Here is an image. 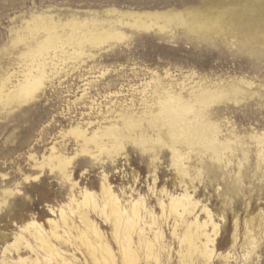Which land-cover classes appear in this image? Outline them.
Returning <instances> with one entry per match:
<instances>
[{
	"label": "rangeland",
	"instance_id": "rangeland-1",
	"mask_svg": "<svg viewBox=\"0 0 264 264\" xmlns=\"http://www.w3.org/2000/svg\"><path fill=\"white\" fill-rule=\"evenodd\" d=\"M216 5L232 6L0 0V264H264V28L243 16L208 31L174 20L138 29L127 17L173 18ZM119 13L128 14L125 25ZM51 16L125 37L38 48L48 34L36 30L39 17ZM42 62L44 85L16 106L14 87ZM171 98L193 110L173 126L187 174L163 142ZM182 194L196 207L180 219L170 199ZM135 203L140 220L129 241ZM113 208L125 220L120 228ZM205 222L214 240L208 255L203 239H185ZM36 230L58 252L42 249Z\"/></svg>",
	"mask_w": 264,
	"mask_h": 264
},
{
	"label": "bare ground",
	"instance_id": "bare-ground-1",
	"mask_svg": "<svg viewBox=\"0 0 264 264\" xmlns=\"http://www.w3.org/2000/svg\"><path fill=\"white\" fill-rule=\"evenodd\" d=\"M231 7L224 6L223 8L216 5L212 8H205V9H198V10H187L184 13H174V17H170L169 15L163 14H155L150 16V19L147 21L144 20L142 15H129L119 13V23L125 25L123 22L122 17H129L128 19H132L134 23L132 24L133 27L136 28H147L150 23H157L159 25L160 21L165 23H171L173 20L176 21L179 25L186 27L189 31H196L197 29H202L205 31L211 30L212 27L216 25H223L226 22V18H241L246 17L249 21L256 23L259 28H264V1L263 0H229ZM40 23L39 26L36 25V30L41 28L48 34H45V40L41 42H37L38 48L42 47L47 44H51L53 42L61 41L63 45L69 44L72 42L78 44V46L85 45L86 43L91 44L92 46H98L102 43L109 41V39H113L116 41H120L124 39V35L119 32H110L107 29L102 27H97L95 23L91 25L89 22H84L79 20L80 17L77 19L73 16L72 19H68L66 22L62 23L60 20L58 22L54 21V17H50L49 21H46L44 18L39 17ZM151 21V22H148ZM152 25V24H151ZM155 25V24H154ZM153 25V26H154ZM152 27V26H151ZM153 28V27H152ZM71 31V34H67V30ZM161 30L164 29V26L160 27ZM63 32L59 34V32ZM51 32V34H50ZM53 32V33H52ZM34 37V36H33ZM63 41V42H62ZM73 46V45H72ZM77 46V45H76ZM83 47V46H82ZM81 47V48H82ZM86 47V45H85ZM74 48V47H73ZM78 48V47H77ZM84 49V48H83ZM84 52V50H83ZM45 54L44 52H42ZM50 55V54H49ZM38 75H33L32 71H28L23 75V81H20V84L15 89L18 88L17 92V100H15L16 106H22L25 103H29L32 100L36 92L38 91L39 87L44 85V78H45V66L44 63H41V66L38 68ZM17 77L16 74H11L7 78V83L11 84L12 79ZM20 88V89H19ZM172 106L167 104H163L165 110V116L170 120V125L167 127V130L163 137V142L165 145L169 146L175 157V163L177 164L178 170L180 173L187 174V169L185 164L184 158H182V154L178 150L177 142L181 140L180 134L174 133L173 126L179 125L182 121L185 120V116L193 112L192 108L188 106L187 103L183 102L180 98H171ZM12 102V101H11ZM113 135V134H112ZM195 139L200 140L204 137V134L201 129H199L196 133V136L193 135ZM88 139L85 140L88 143ZM85 152H89L87 148L84 149ZM60 162V161H59ZM67 162V160L65 161ZM64 162V163H65ZM68 163V162H67ZM63 168V166L61 167ZM191 196L188 194H182L174 196L170 199V206L172 212H174L177 217L180 219L183 218L185 214H191L193 209L196 207L195 203L191 200ZM116 205V204H115ZM192 210V211H191ZM113 216L116 220L117 228H120L122 223L125 221L123 219L122 212L117 209L113 208L112 210ZM139 207L138 203H135L133 207V214L135 216L134 220L127 219V223H129L130 227L127 230L126 238L130 241L133 232H135V225L139 222ZM210 214V213H208ZM82 221L89 226L91 223L89 218L86 215H83ZM207 222L203 223L202 225L198 224L197 231L192 232L189 228L188 234L186 235L185 239H189L191 244L193 245V240L197 238L198 240L203 239L204 243V251L206 255L209 254L208 245L213 243L214 240L210 238V235L206 232ZM217 225H213V232L217 233ZM31 235L36 240L40 241L41 248L50 252H58L55 246H53L50 242V237L42 232V230L32 231ZM55 233H52L54 236ZM98 235V234H97ZM17 238L16 240H18ZM26 247H30L29 244ZM208 259H211L209 256ZM4 264H6L4 262Z\"/></svg>",
	"mask_w": 264,
	"mask_h": 264
}]
</instances>
